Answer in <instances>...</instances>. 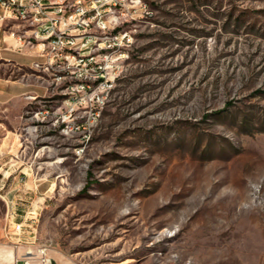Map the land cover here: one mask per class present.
I'll return each mask as SVG.
<instances>
[{"label":"rangeland","instance_id":"obj_1","mask_svg":"<svg viewBox=\"0 0 264 264\" xmlns=\"http://www.w3.org/2000/svg\"><path fill=\"white\" fill-rule=\"evenodd\" d=\"M143 2L75 73L8 40L0 264H264V0Z\"/></svg>","mask_w":264,"mask_h":264},{"label":"built area","instance_id":"obj_2","mask_svg":"<svg viewBox=\"0 0 264 264\" xmlns=\"http://www.w3.org/2000/svg\"><path fill=\"white\" fill-rule=\"evenodd\" d=\"M138 9L146 12L143 0H0V40L8 32L9 37L41 43L45 48L37 53L42 60L33 61L34 66L50 69L58 64L75 73L94 58L91 49L118 40L116 26ZM17 26L23 27L21 34Z\"/></svg>","mask_w":264,"mask_h":264},{"label":"crops","instance_id":"obj_3","mask_svg":"<svg viewBox=\"0 0 264 264\" xmlns=\"http://www.w3.org/2000/svg\"><path fill=\"white\" fill-rule=\"evenodd\" d=\"M4 39L0 40V64H5L6 62H14L16 64L21 65L22 62L17 61V58L13 56L12 54H19L23 57V53L20 51H17L15 49H11L7 42L8 40H11L12 37H9L8 32L3 33ZM17 44H18V39ZM27 59L30 63H32V59L29 57H24ZM34 61V60H33ZM38 95V89L35 84L31 82H22L20 79L17 80H9L6 77L0 76V102L6 104L12 105L11 103H15L12 105L15 107L14 110H16L18 113L21 111L24 100L22 97H30L34 98ZM6 138H10V135L7 134Z\"/></svg>","mask_w":264,"mask_h":264},{"label":"bare ground","instance_id":"obj_4","mask_svg":"<svg viewBox=\"0 0 264 264\" xmlns=\"http://www.w3.org/2000/svg\"><path fill=\"white\" fill-rule=\"evenodd\" d=\"M143 5H145V7H146V4L143 2Z\"/></svg>","mask_w":264,"mask_h":264}]
</instances>
